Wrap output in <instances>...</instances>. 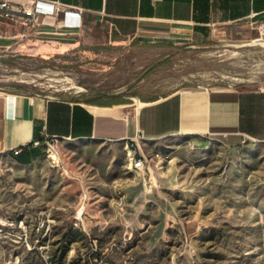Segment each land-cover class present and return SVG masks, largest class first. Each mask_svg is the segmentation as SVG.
Wrapping results in <instances>:
<instances>
[{
  "label": "rangeland",
  "instance_id": "374dc122",
  "mask_svg": "<svg viewBox=\"0 0 264 264\" xmlns=\"http://www.w3.org/2000/svg\"><path fill=\"white\" fill-rule=\"evenodd\" d=\"M31 26L0 19L11 41L0 44L1 92L143 98L264 86V29L252 24L189 42L121 37L100 20L70 34ZM58 146L59 167L45 154L0 173V264H264V143L149 140L138 173L127 143Z\"/></svg>",
  "mask_w": 264,
  "mask_h": 264
},
{
  "label": "crops",
  "instance_id": "0c3cea01",
  "mask_svg": "<svg viewBox=\"0 0 264 264\" xmlns=\"http://www.w3.org/2000/svg\"><path fill=\"white\" fill-rule=\"evenodd\" d=\"M60 1L74 5L81 14L74 19L72 15L65 18L64 14L40 13L29 30L70 34L100 20L121 37L138 35L189 42L213 29L237 23L264 29V0ZM74 21H80L81 26L69 27ZM9 42L1 39L0 44ZM42 133L59 141L133 142L141 147L139 156H146L145 141L179 134L216 137L233 148L247 142L264 143V86L189 88L143 98L123 92L87 97L0 91L3 167L8 163L32 165L44 156L45 144H32Z\"/></svg>",
  "mask_w": 264,
  "mask_h": 264
},
{
  "label": "built area",
  "instance_id": "2783aa9c",
  "mask_svg": "<svg viewBox=\"0 0 264 264\" xmlns=\"http://www.w3.org/2000/svg\"><path fill=\"white\" fill-rule=\"evenodd\" d=\"M72 4L62 2L60 0H28L24 2L22 0H0V19L4 20H22L24 23L30 21L35 23L38 14H55L60 15L64 14L65 18L69 16H74L81 14V10L77 9ZM77 25L81 26L80 21L70 22L69 27H75ZM59 140H54V137H49L44 133L41 134V137H38L32 141V144L39 146L45 144V154L47 157H50L51 163L53 166H60L62 164V157L58 146ZM129 144V143H127ZM131 147L135 150L136 153V166L139 167L140 171H143L146 167V156H139V150L141 151L140 146H135V143H130ZM20 149H17V153ZM1 154V153H0ZM0 164H3L2 157L0 155Z\"/></svg>",
  "mask_w": 264,
  "mask_h": 264
},
{
  "label": "bare ground",
  "instance_id": "6f19581e",
  "mask_svg": "<svg viewBox=\"0 0 264 264\" xmlns=\"http://www.w3.org/2000/svg\"><path fill=\"white\" fill-rule=\"evenodd\" d=\"M128 159L130 161V167L134 172H140L139 167L136 166V153L130 144L127 145ZM4 170L3 164H0V173ZM81 212V211H80Z\"/></svg>",
  "mask_w": 264,
  "mask_h": 264
},
{
  "label": "trees",
  "instance_id": "16d2710c",
  "mask_svg": "<svg viewBox=\"0 0 264 264\" xmlns=\"http://www.w3.org/2000/svg\"><path fill=\"white\" fill-rule=\"evenodd\" d=\"M0 41H1V39H0ZM103 94H104V93H98V94H96V95H94V96H103Z\"/></svg>",
  "mask_w": 264,
  "mask_h": 264
}]
</instances>
